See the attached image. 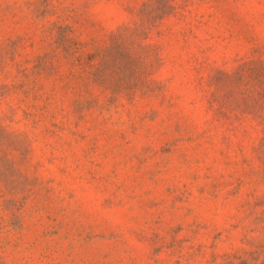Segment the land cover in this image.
Listing matches in <instances>:
<instances>
[{
	"label": "rangeland",
	"instance_id": "1",
	"mask_svg": "<svg viewBox=\"0 0 264 264\" xmlns=\"http://www.w3.org/2000/svg\"><path fill=\"white\" fill-rule=\"evenodd\" d=\"M0 264H264V0H0Z\"/></svg>",
	"mask_w": 264,
	"mask_h": 264
}]
</instances>
